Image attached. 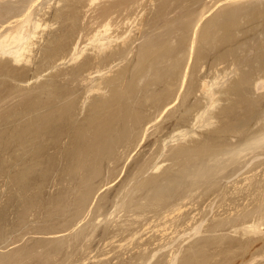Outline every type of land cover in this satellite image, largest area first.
<instances>
[{"label":"rangeland","instance_id":"374dc122","mask_svg":"<svg viewBox=\"0 0 264 264\" xmlns=\"http://www.w3.org/2000/svg\"><path fill=\"white\" fill-rule=\"evenodd\" d=\"M23 20V57L0 52V264H264L242 84L264 0H0L1 37Z\"/></svg>","mask_w":264,"mask_h":264},{"label":"bare ground","instance_id":"6f19581e","mask_svg":"<svg viewBox=\"0 0 264 264\" xmlns=\"http://www.w3.org/2000/svg\"><path fill=\"white\" fill-rule=\"evenodd\" d=\"M5 4H6V8L8 9L7 3H5ZM4 7H5V5H4ZM7 9H3V10H7ZM10 14L11 13L9 12V15ZM21 14L22 15H25L26 12H25V14H24V12H22ZM21 14H20V17H18L17 15L16 16L18 18H21ZM30 15H32V14L27 13L26 14V19H24V20L25 21L26 20L28 21L27 16L30 19ZM31 17L33 18L34 16H31ZM200 19H202V18H200ZM24 20H23V22L19 21V23L21 22V24H19V26L16 25L17 26V29H16V32L15 33L13 32V34H11L12 32H8V31H5V33H4L2 31L3 32L2 33V37L0 36L1 39L3 38L2 40L0 39V52L4 56L6 54V55H9V57L11 56V58L14 57V59H15L14 61H16V62L17 61H20L19 58L23 57V53L25 52V50H28V44H29V41L31 39V36L35 34V32H31V30H29L30 32H26L24 30V26L27 23V21L25 23ZM32 20L37 21L35 19H32ZM29 22H30V20H29ZM29 22H28V24H29ZM34 23L35 24H33V21H32V23L30 22L31 25L33 24L32 26H34L35 29H37V28L40 27V23H38V22L37 23L34 22ZM16 26H14V27H16ZM32 26H31V29L33 28ZM5 27L7 28V26H5ZM1 28H2V26H1ZM6 28L3 27V29L7 30ZM3 29H0V30H3ZM32 31H34V29H32ZM6 33H8V34L10 33V35L4 36V34L6 35ZM0 35H1V32H0ZM98 39L100 40V38H98ZM103 39H105V38H103ZM96 41H98V40H96ZM260 43H261L260 45H262V49L259 46H258V49L263 50V52L259 50L262 53L263 56L260 55V57H259V55H258V57H259V61L257 62L258 65L256 63V61L258 60L257 59L258 57H256L257 54H256V56H255V54L253 55V53L255 52L254 50L257 49V48H255L253 50L254 52L252 54L247 55L248 56L247 58L245 56L246 60H243L242 61V62L245 61V65L248 67V70L245 73L244 81L242 83L244 85V89L248 92V94L251 93L252 95H256V92H260V94L258 95L257 99L256 98H253V97L250 98L249 105H248L249 106V109H248L249 112H248V114L250 116L247 115L248 118L245 119L246 120L245 123H246L248 129L250 130L248 132H251V133H254L255 134L257 131H261L258 136H255L253 138V140L251 142L252 144L250 143V145L247 146V148H245L243 150V151H247L248 150L251 153L252 152H256L258 150H261L260 152L264 151V54H263L264 53V43L263 42H260ZM256 52H257V50H256ZM260 52H257V53L261 54ZM251 55H253L254 59L256 58L257 60H254L253 61V59H252L253 57L251 58ZM237 58H240V56H237ZM237 58H236V60H237ZM241 58H244V57H241ZM241 60H239V62H241ZM236 63H238V62H236ZM237 70H236V72H237ZM233 73H234V71H233ZM236 78H238V77H236ZM233 82H235V81H233ZM239 84H241L240 83V80L239 79H236V82L233 84V87H234V85L239 86ZM209 86L210 85L205 82V85H204L205 92H206L207 96L209 95L210 98H212L211 99L212 100L211 102L213 104V103H215V100H214L215 91H213V88L211 89ZM237 95H235V96H237ZM246 97H248V96H246ZM238 100L240 101L241 99H238ZM236 102H238V101H236ZM242 102H243V100H242ZM56 134H57V137H55L56 135H54L55 139L58 138V133L56 132ZM68 135H69V133H68ZM40 138H42V136ZM52 139H53V137H52ZM59 139H60V137L57 140H59ZM57 140H56V142H58ZM42 143H43V141H42ZM47 148H48V146H47ZM157 168L158 167L156 166V169Z\"/></svg>","mask_w":264,"mask_h":264}]
</instances>
